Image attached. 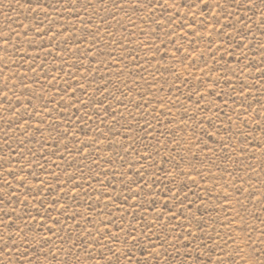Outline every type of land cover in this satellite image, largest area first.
Here are the masks:
<instances>
[{
    "label": "rangeland",
    "instance_id": "rangeland-1",
    "mask_svg": "<svg viewBox=\"0 0 264 264\" xmlns=\"http://www.w3.org/2000/svg\"><path fill=\"white\" fill-rule=\"evenodd\" d=\"M0 264H264V0H0Z\"/></svg>",
    "mask_w": 264,
    "mask_h": 264
}]
</instances>
